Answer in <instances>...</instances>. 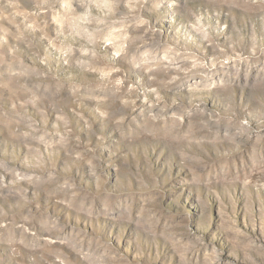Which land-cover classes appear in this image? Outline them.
<instances>
[{
    "label": "rangeland",
    "instance_id": "obj_1",
    "mask_svg": "<svg viewBox=\"0 0 264 264\" xmlns=\"http://www.w3.org/2000/svg\"><path fill=\"white\" fill-rule=\"evenodd\" d=\"M131 147L163 185L158 264L184 225L264 239V0H0V264H60L53 233L94 228L132 264L136 225L69 207Z\"/></svg>",
    "mask_w": 264,
    "mask_h": 264
},
{
    "label": "clouds",
    "instance_id": "obj_2",
    "mask_svg": "<svg viewBox=\"0 0 264 264\" xmlns=\"http://www.w3.org/2000/svg\"><path fill=\"white\" fill-rule=\"evenodd\" d=\"M107 165L121 170L116 186L111 190L102 188L88 198L72 200L69 207L92 218L93 223L103 218L104 222L123 219L128 224L136 225L137 255L132 264H158L162 255V250L158 247L161 236L171 239L173 235L167 228L164 232L155 230V224L164 214L160 206L163 185L151 176L150 170L146 171L144 166L139 164L135 147L129 148L122 167L115 160H109ZM100 167V163L92 165L94 177ZM141 201L144 207L138 216H134L132 205ZM114 207L120 208L123 215L117 216L113 211ZM183 227L184 230L179 234L188 243L173 245L180 254L182 264H264V239H252L245 232L233 228L231 231L235 235L228 237L232 242L228 248L220 236L205 243L202 234L198 236L188 229L187 225ZM53 234L54 242L64 245L74 254L73 258L69 259L63 252H57L56 259L60 264H128L127 258L113 245L112 238L97 228H94L91 234ZM215 241H219V245ZM166 264H172L171 259H168Z\"/></svg>",
    "mask_w": 264,
    "mask_h": 264
}]
</instances>
